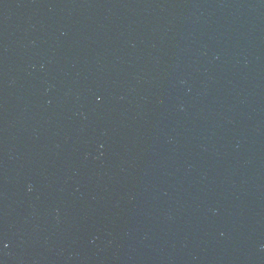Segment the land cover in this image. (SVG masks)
Returning a JSON list of instances; mask_svg holds the SVG:
<instances>
[{
  "label": "water",
  "instance_id": "water-1",
  "mask_svg": "<svg viewBox=\"0 0 264 264\" xmlns=\"http://www.w3.org/2000/svg\"><path fill=\"white\" fill-rule=\"evenodd\" d=\"M0 264H264V0H0Z\"/></svg>",
  "mask_w": 264,
  "mask_h": 264
}]
</instances>
